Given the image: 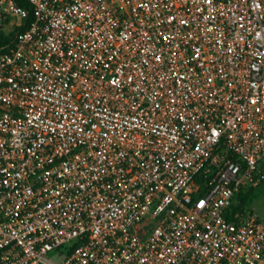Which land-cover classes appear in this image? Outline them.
Returning a JSON list of instances; mask_svg holds the SVG:
<instances>
[{"label":"built area","instance_id":"2783aa9c","mask_svg":"<svg viewBox=\"0 0 264 264\" xmlns=\"http://www.w3.org/2000/svg\"><path fill=\"white\" fill-rule=\"evenodd\" d=\"M12 35L0 264H264L227 216L264 182V0H0Z\"/></svg>","mask_w":264,"mask_h":264},{"label":"rangeland","instance_id":"374dc122","mask_svg":"<svg viewBox=\"0 0 264 264\" xmlns=\"http://www.w3.org/2000/svg\"><path fill=\"white\" fill-rule=\"evenodd\" d=\"M235 203L237 205L238 201L235 200ZM243 211L244 212L241 214L244 215V217L258 215L264 219V186L261 187L259 191H256L254 196L251 197L250 201H248L243 206ZM49 258L56 262H60V258H58L56 255H50Z\"/></svg>","mask_w":264,"mask_h":264},{"label":"trees","instance_id":"16d2710c","mask_svg":"<svg viewBox=\"0 0 264 264\" xmlns=\"http://www.w3.org/2000/svg\"><path fill=\"white\" fill-rule=\"evenodd\" d=\"M21 4L23 6H25L26 8H29L28 3L24 2V1H20ZM30 9V8H29ZM24 29V28H23ZM12 38H14V35L11 36V38H6V37H1L0 38V46L3 45L6 42H10V40H12ZM262 168L264 170V163L262 164ZM264 186V182L258 187V188H250L246 191H242L236 198V200L238 201V204L236 205V203L234 202L232 204V206L230 207L227 216L228 218H232L233 215H235L236 213H242L243 211V206L250 201L251 197L254 196L256 191H259V189L261 187Z\"/></svg>","mask_w":264,"mask_h":264},{"label":"snow or ice","instance_id":"6c2138e0","mask_svg":"<svg viewBox=\"0 0 264 264\" xmlns=\"http://www.w3.org/2000/svg\"><path fill=\"white\" fill-rule=\"evenodd\" d=\"M203 203V202H202Z\"/></svg>","mask_w":264,"mask_h":264}]
</instances>
